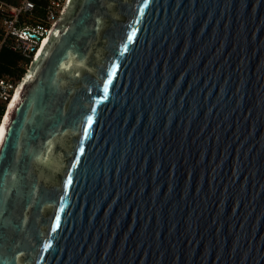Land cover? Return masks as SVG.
<instances>
[{
	"label": "water",
	"instance_id": "water-1",
	"mask_svg": "<svg viewBox=\"0 0 264 264\" xmlns=\"http://www.w3.org/2000/svg\"><path fill=\"white\" fill-rule=\"evenodd\" d=\"M28 76L0 264H264V0H69Z\"/></svg>",
	"mask_w": 264,
	"mask_h": 264
},
{
	"label": "built area",
	"instance_id": "built-area-1",
	"mask_svg": "<svg viewBox=\"0 0 264 264\" xmlns=\"http://www.w3.org/2000/svg\"><path fill=\"white\" fill-rule=\"evenodd\" d=\"M69 0H0V50L19 57L21 77L0 75V125L13 95L52 29L62 17Z\"/></svg>",
	"mask_w": 264,
	"mask_h": 264
},
{
	"label": "trees",
	"instance_id": "trees-1",
	"mask_svg": "<svg viewBox=\"0 0 264 264\" xmlns=\"http://www.w3.org/2000/svg\"><path fill=\"white\" fill-rule=\"evenodd\" d=\"M19 57L7 49L0 50V75L9 74L21 77L24 70L18 67Z\"/></svg>",
	"mask_w": 264,
	"mask_h": 264
},
{
	"label": "snow or ice",
	"instance_id": "snow-or-ice-1",
	"mask_svg": "<svg viewBox=\"0 0 264 264\" xmlns=\"http://www.w3.org/2000/svg\"><path fill=\"white\" fill-rule=\"evenodd\" d=\"M140 11L142 12L143 10L141 9ZM136 22L138 23V21H136ZM135 35H136V32H135V30L133 29V30L127 35V38H126V39H127V42H128V43H131L132 40H133V37H134ZM126 50H127V44L124 45V51H126ZM111 74H112V73L110 72V73H109V79H108V81L103 85V91H104V93H107V91H108V84L111 83V79H110ZM86 124H87L88 127L91 126V124H92V116H91V115L88 116L87 121H86ZM88 127L85 128V136L87 135ZM3 136H4V129H3V127H0V139H2ZM71 182H72L71 179H69V180L67 181L68 184H71Z\"/></svg>",
	"mask_w": 264,
	"mask_h": 264
},
{
	"label": "bare ground",
	"instance_id": "bare-ground-1",
	"mask_svg": "<svg viewBox=\"0 0 264 264\" xmlns=\"http://www.w3.org/2000/svg\"><path fill=\"white\" fill-rule=\"evenodd\" d=\"M68 2H69V1H68ZM67 5H68V3H67ZM33 67H34V64L32 65V67H31L30 69H32ZM30 69H29V71H30ZM28 73H29V72H28ZM28 73L24 76L23 80L21 81V83L19 84L18 88L16 89V91H15V93H14V95H13V98H12L11 102L9 103V105H8V107H7V109H6V112H5L4 116H3V120H2V122H1L0 127L3 126V124H4V122H5L6 118H7L8 113H9L10 110L12 109V107H13V105H14L16 99H17V97L19 96L21 90L23 89L24 84L27 82L28 77H29V76H28Z\"/></svg>",
	"mask_w": 264,
	"mask_h": 264
}]
</instances>
